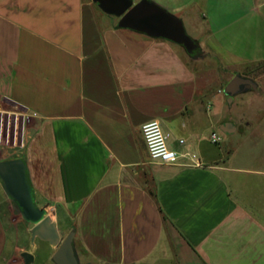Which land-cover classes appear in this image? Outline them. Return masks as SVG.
Masks as SVG:
<instances>
[{
  "label": "crops",
  "instance_id": "1",
  "mask_svg": "<svg viewBox=\"0 0 264 264\" xmlns=\"http://www.w3.org/2000/svg\"><path fill=\"white\" fill-rule=\"evenodd\" d=\"M150 1L183 21L197 53L120 28L92 0H0V161H25L37 205L76 231L82 263L264 264V221L225 176L264 171L210 148L213 133L239 131L221 130L225 85L264 63V0ZM23 116L22 145H6L5 123ZM153 120L201 166L151 161ZM23 222L0 180V264H24L23 252L55 264L50 243L22 247Z\"/></svg>",
  "mask_w": 264,
  "mask_h": 264
},
{
  "label": "water",
  "instance_id": "2",
  "mask_svg": "<svg viewBox=\"0 0 264 264\" xmlns=\"http://www.w3.org/2000/svg\"><path fill=\"white\" fill-rule=\"evenodd\" d=\"M107 15L120 18L119 27L144 33L157 39H166L182 45L189 54H194L199 46L187 34L181 19L167 12L150 0H92ZM258 83L246 76L237 74L224 89L228 102L234 98L257 90ZM232 122L224 123L221 130L226 134L236 132ZM0 180L6 194L19 206L23 219L33 225L31 237L50 243L57 248L52 257L55 264H91L80 262L74 247L76 231L64 235L58 224L37 205L30 183L27 165L21 158L0 161ZM24 264H32L34 255L23 252Z\"/></svg>",
  "mask_w": 264,
  "mask_h": 264
},
{
  "label": "rangeland",
  "instance_id": "3",
  "mask_svg": "<svg viewBox=\"0 0 264 264\" xmlns=\"http://www.w3.org/2000/svg\"><path fill=\"white\" fill-rule=\"evenodd\" d=\"M237 74L240 73L233 76L235 77ZM241 75L255 80L261 90H252L239 95L233 104L227 100L224 106V114L227 118L225 123L236 122L239 131L231 136H224L218 131L222 140L218 145H210V148L219 152L222 151L225 166L264 171V63L247 67ZM28 119L27 116L21 117V125L19 126L14 121L5 123L3 133L6 145H22L24 124ZM225 176L234 185V188L235 186L237 189L245 188L246 192L249 193L247 196L251 199L252 208L264 221V177L259 175L248 176L242 173L233 174L232 172L226 173ZM237 189L235 188V191ZM244 194L246 193L244 192ZM23 223L26 228L31 225L28 222ZM21 245L24 246L23 248H31L40 245V242L39 240L33 242L31 239L30 243L27 241V244ZM40 257L34 264L41 262Z\"/></svg>",
  "mask_w": 264,
  "mask_h": 264
},
{
  "label": "built area",
  "instance_id": "4",
  "mask_svg": "<svg viewBox=\"0 0 264 264\" xmlns=\"http://www.w3.org/2000/svg\"><path fill=\"white\" fill-rule=\"evenodd\" d=\"M142 133L151 161L164 165H174L179 162L181 157H186L192 161L193 165L201 166V162L195 154L189 152L180 154L178 151L170 147V135L163 129L160 121L153 120L145 123L142 126ZM210 139L214 144L221 141V137L217 133H213ZM184 143V140L180 141L181 145Z\"/></svg>",
  "mask_w": 264,
  "mask_h": 264
},
{
  "label": "trees",
  "instance_id": "5",
  "mask_svg": "<svg viewBox=\"0 0 264 264\" xmlns=\"http://www.w3.org/2000/svg\"><path fill=\"white\" fill-rule=\"evenodd\" d=\"M98 6V4H96ZM99 7V6H98ZM198 51V50H197ZM197 53V52H196ZM195 54V53H194Z\"/></svg>",
  "mask_w": 264,
  "mask_h": 264
},
{
  "label": "flooded vegetation",
  "instance_id": "6",
  "mask_svg": "<svg viewBox=\"0 0 264 264\" xmlns=\"http://www.w3.org/2000/svg\"><path fill=\"white\" fill-rule=\"evenodd\" d=\"M259 89V88H258ZM258 89L257 90H255V91H258Z\"/></svg>",
  "mask_w": 264,
  "mask_h": 264
}]
</instances>
